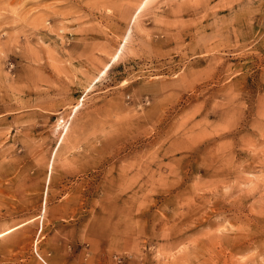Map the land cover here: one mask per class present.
<instances>
[{"label": "rangeland", "instance_id": "374dc122", "mask_svg": "<svg viewBox=\"0 0 264 264\" xmlns=\"http://www.w3.org/2000/svg\"><path fill=\"white\" fill-rule=\"evenodd\" d=\"M0 264H264V0H0Z\"/></svg>", "mask_w": 264, "mask_h": 264}, {"label": "bare ground", "instance_id": "6f19581e", "mask_svg": "<svg viewBox=\"0 0 264 264\" xmlns=\"http://www.w3.org/2000/svg\"><path fill=\"white\" fill-rule=\"evenodd\" d=\"M14 230H15V229H12V230H10V231L4 233V234H0V237H2V236H4L5 234H8V233H10V232H12V231H14Z\"/></svg>", "mask_w": 264, "mask_h": 264}]
</instances>
